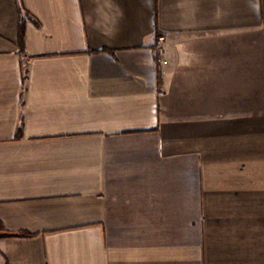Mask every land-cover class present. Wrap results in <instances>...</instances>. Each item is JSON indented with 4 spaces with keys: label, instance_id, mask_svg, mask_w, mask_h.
<instances>
[{
    "label": "crops",
    "instance_id": "1",
    "mask_svg": "<svg viewBox=\"0 0 264 264\" xmlns=\"http://www.w3.org/2000/svg\"><path fill=\"white\" fill-rule=\"evenodd\" d=\"M0 224V264H264V0H0Z\"/></svg>",
    "mask_w": 264,
    "mask_h": 264
},
{
    "label": "trees",
    "instance_id": "2",
    "mask_svg": "<svg viewBox=\"0 0 264 264\" xmlns=\"http://www.w3.org/2000/svg\"><path fill=\"white\" fill-rule=\"evenodd\" d=\"M23 41H24V21L20 20L19 30H18V49L20 52L23 51ZM20 131V129H19ZM18 131V133H19ZM35 237L34 234L29 232H8L4 230L0 224V239L2 238H23L29 239Z\"/></svg>",
    "mask_w": 264,
    "mask_h": 264
},
{
    "label": "built area",
    "instance_id": "3",
    "mask_svg": "<svg viewBox=\"0 0 264 264\" xmlns=\"http://www.w3.org/2000/svg\"><path fill=\"white\" fill-rule=\"evenodd\" d=\"M155 51H156V55H157L160 63L167 64L168 61L166 58V52H165L164 47H163V38L162 37H159L157 39Z\"/></svg>",
    "mask_w": 264,
    "mask_h": 264
}]
</instances>
